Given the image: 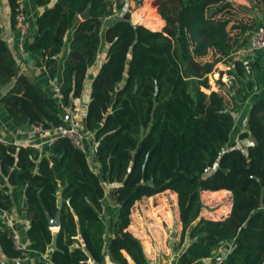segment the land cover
Wrapping results in <instances>:
<instances>
[{
	"label": "trees",
	"instance_id": "trees-1",
	"mask_svg": "<svg viewBox=\"0 0 264 264\" xmlns=\"http://www.w3.org/2000/svg\"><path fill=\"white\" fill-rule=\"evenodd\" d=\"M6 1L13 24L17 0ZM113 1L114 8L122 7V0ZM152 1L163 21L159 29L132 22L125 10L101 31L105 54L91 78L83 118L85 132L95 141L97 168L65 137L55 136L45 153L32 144L0 141V209L27 219L30 249L43 252L53 243L49 256L53 264H98L105 254L114 264H152L139 238L126 228L128 214L141 196L172 189L180 224L178 245L187 241L174 264H193L200 258H208L207 264H262L264 95L247 107L245 129L238 136L248 135L252 142L239 147L230 139L235 105L225 103L218 78L215 89L208 79L217 61L231 59L245 43L241 35L253 21L238 19L231 25L236 32L231 33L230 0ZM33 3L40 9L27 48L41 52L49 77L57 68L64 34L71 29L59 95L48 94L17 73L0 36V84L14 79L0 95V104L14 125L29 122L50 129L62 122L61 107H72V99L81 94L86 70L100 45L101 18L111 13L112 1ZM85 8L89 15L80 19ZM208 52L212 57L202 59ZM230 67L237 80L249 77L239 60L232 59ZM103 182H115L108 197L117 206L106 225L101 218ZM202 191H229L225 214L203 216ZM55 212L58 226L53 230L47 217ZM229 240L232 246L216 262L218 248ZM0 252L7 258L27 253L26 248L13 246L1 217Z\"/></svg>",
	"mask_w": 264,
	"mask_h": 264
},
{
	"label": "crops",
	"instance_id": "crops-1",
	"mask_svg": "<svg viewBox=\"0 0 264 264\" xmlns=\"http://www.w3.org/2000/svg\"><path fill=\"white\" fill-rule=\"evenodd\" d=\"M233 3V6L236 7L235 9L239 11L240 16L237 19H241L243 21H253V27L256 28L259 26H264V0H230ZM28 20V26L25 33H19L14 28L13 24L10 21L9 17V7L7 5L6 0H0V36L5 41L7 47L9 48L16 64L17 73L25 74L27 77L32 79L35 83H37L43 90H45L50 95H59L58 85L61 80V69H62V62L67 53L68 47L67 42L70 38L71 29L67 30L64 34V44L61 50L56 54L57 60V68L55 73L52 77H49L46 73V70L42 64V55L39 50L35 49H28L27 43L32 38L35 33L34 27V18L36 15L37 10L40 7L35 6L33 0H22ZM251 28V29H252ZM100 46V45H99ZM100 48V56L96 57L92 64L87 68L85 77L83 80V86L81 90V94L78 97L72 99V107L68 105H63L59 111L60 116L64 113H68L70 118L85 132L83 126V118L84 112L86 108V103L88 101L89 96V86L90 81L93 75L95 74L98 64L102 61L105 54L106 43L104 47ZM98 48V50H99ZM97 50V52H98ZM232 59H237L246 67L249 77L243 76L238 77V80L234 75L233 80L230 84L226 82V72L224 71H217V78L222 82L219 91H223L225 93L226 98L228 99L229 103L234 104L235 107L232 110L233 115V125L231 128V134H234L232 140L235 141V145L239 147H243L244 145L251 143L252 138L250 136L239 137V133L245 129V114L247 107L249 106L250 102L256 98L257 96L264 95V48L261 49H251L248 47L246 41L245 43L236 49L232 53ZM228 67V66H227ZM226 68V67H224ZM223 78V79H222ZM222 79V80H221ZM14 79L0 84V95L6 91L13 83ZM229 81V80H228ZM224 82V83H223ZM230 82V81H229ZM235 83V87L233 86ZM248 83V84H247ZM214 85V86H213ZM212 88H216L215 80L213 81ZM223 87V88H222ZM243 94V97L240 95ZM55 137V132L53 128L50 129H40L39 127H35L34 124L29 122H23L19 125H14L11 121L10 116L5 111V109L0 104V139L2 142H13L17 145H25V144H32L37 145V148L40 153L46 152V146L48 143ZM87 143L84 137V146ZM85 153V149L83 150ZM87 156V155H86ZM92 158L88 159L91 167L95 170L97 168V162L95 161V154L94 149L92 151ZM115 182H108L109 187L114 185ZM219 192V191H216ZM229 196V191H226ZM159 193V192H158ZM158 193H155L150 196H141L140 198L134 200L130 213L128 214V223L126 228L136 237L139 238L145 256L150 260L152 264H164L162 261L160 262L159 258L156 256V252L154 248L149 246L146 247V238L143 237L141 233L140 227L144 228V225L148 224V227L154 231L158 226V220L161 217L164 221L166 218V213L163 211H155L152 206L145 207L143 212L140 214L134 211L135 203L142 201L143 203H147L149 200L152 201L154 196H157ZM108 198V191H104V205L102 207V221L106 225L109 219H113L117 206L114 203H109ZM162 202L156 204L161 208ZM175 204V231L176 235L178 236L180 224L177 215V206ZM229 209V202L226 211ZM152 213L154 214L155 218H152ZM161 215H157V214ZM138 215L139 219H137V225L133 223V219L136 218ZM0 217H7L11 222L13 228L19 233L20 240L23 246L27 249V253L22 257H15V258H7L0 252V261L3 264H32L36 261L42 260L47 262L48 264H53L49 260L50 251L53 247V243H49L46 247V250L43 252H38L29 248V243L26 238L25 229L27 226V219L24 218L23 214H19L14 210H5L0 209ZM151 217V218H150ZM142 220L144 225H142ZM172 220V219H171ZM53 230L56 229L52 228ZM156 233L154 232V245L156 247H161L163 252L165 247L162 243L161 238L155 236ZM160 238V239H159ZM150 240H152L150 238ZM232 241H226L222 243L223 247L227 248L226 252L223 255V258L226 256L228 249L232 246ZM219 253V251H218ZM162 257V256H161ZM208 258H200L196 260L193 264H203L202 261ZM217 259V258H216ZM175 261V260H174ZM98 264H114V262L109 258L108 254H105L103 263ZM264 264V262L262 263Z\"/></svg>",
	"mask_w": 264,
	"mask_h": 264
},
{
	"label": "rangeland",
	"instance_id": "rangeland-1",
	"mask_svg": "<svg viewBox=\"0 0 264 264\" xmlns=\"http://www.w3.org/2000/svg\"><path fill=\"white\" fill-rule=\"evenodd\" d=\"M111 1H112L111 13H109L108 15L103 16L101 18L100 34H99L100 46L99 47H104V45H105V42L103 41V38H102V32H101L103 27L106 24L113 21L114 19L119 18L125 10H128L129 17H130V20L132 22L142 23L143 25H145L151 29H159L163 23V21L159 18L158 14L156 12V4L152 0H122V3H123L122 7H115V8L113 7L114 1L113 0H111ZM229 11L234 14V18L228 22L227 26L231 29V33H235L236 30L234 28H232L231 25H235L237 23V21H238L237 17H239L240 14H239V11H237L232 6L229 7ZM246 22H248V21H246ZM242 35H244V34H242ZM242 35H241V37H245ZM100 52L101 51L99 48V50L97 52L98 57L100 56ZM215 56H213V57H215ZM211 57H212L211 53L208 52V54H206L204 57H201V58L203 59V58H211ZM230 66H231V61L229 58L217 61L214 64L213 71H211V73H209V75H208V79H209L210 84L213 85V81L217 79V71L226 72V77H227L226 82L228 84H230L232 81L234 82V80H233L234 78L229 72L231 69ZM224 67H226V68H224ZM233 86L234 87L236 86L235 83ZM220 92L223 94V97H224V100H225V103L227 104V106H230L231 103H229L228 99L225 96V93L221 90H220ZM83 135H84L85 141L87 143V145L84 146V149L86 151L85 154L87 155L88 159H93L92 158V151H93V149H95V141L92 140L90 133L84 132ZM233 135L234 134L232 133V135H230V138H232ZM103 186H104L105 192L108 191L110 188L107 182H103ZM200 197H201L202 204H203L200 213L203 216L215 218V217H219V216L225 214L226 209L228 207V202H229V196H228L227 192H224V191H219V192L202 191ZM107 199L109 200V203H114V201L112 199H110L109 197ZM160 202H162L161 208H158L159 206H157L156 204H159ZM174 202H175V194H174L173 190L172 189H165V190L159 192L157 194V196H154L152 198V201L149 200L147 203H143L142 201L136 202L135 206H134L135 207L134 211L138 214L143 212V209H145V207H149V205H151V206L153 205L151 208H153L155 211H159V210L163 211L164 210L163 212L166 213L165 220L163 221L162 218L160 217L159 220L157 221L158 226L154 231H152V229H150L148 227V224L144 225L143 220H142V225H144L145 230L143 229V227H140L143 237L146 238V242H145L146 247L148 248L149 246L151 247V245H152V247L154 248V251L156 252L157 258H159L160 262L162 261V259H164V261H163L164 264H174V260H175L176 255L178 254L180 249L187 242L185 239L180 245H178L179 233L177 236L176 231H175L176 216H175V204H174ZM152 215L153 216H151V217L155 218L153 213H152ZM157 215H161V214L159 213ZM135 216H136V218L133 219V223L135 225H137L136 221H137V219H139V217L136 214H135ZM154 232L156 233L157 236L156 235L155 236L157 238H158V236L161 238L162 243L165 247L164 252H163L161 247H156V245H154V243H153ZM150 238L152 240H150ZM226 250H227V248L223 247V245H220V247L218 248L219 253H217V255H216V258H217L216 262H219L222 260L223 255L226 252ZM200 261H202L203 264L209 263V259H204V260H200Z\"/></svg>",
	"mask_w": 264,
	"mask_h": 264
},
{
	"label": "built area",
	"instance_id": "built-area-1",
	"mask_svg": "<svg viewBox=\"0 0 264 264\" xmlns=\"http://www.w3.org/2000/svg\"><path fill=\"white\" fill-rule=\"evenodd\" d=\"M13 26L19 33H25L28 26L27 14L22 0H17L15 12L13 14ZM246 43L251 49L264 48V26L248 29L243 32ZM35 127H38L35 125ZM40 128V127H39ZM55 136L65 137L74 146L84 150V132L70 118L68 113L62 115V122L52 127ZM42 129V128H40ZM1 141V139H0ZM37 147V145H34ZM3 224L9 229V237L12 244L17 249L25 248L20 240L19 233L13 228L7 217L1 218Z\"/></svg>",
	"mask_w": 264,
	"mask_h": 264
},
{
	"label": "water",
	"instance_id": "water-1",
	"mask_svg": "<svg viewBox=\"0 0 264 264\" xmlns=\"http://www.w3.org/2000/svg\"><path fill=\"white\" fill-rule=\"evenodd\" d=\"M89 15V10L88 8H85L84 11L80 12L78 14V17L80 19H83L84 17ZM24 204V203H23ZM56 205L57 207H59L61 205V198L60 196L57 197V201H56ZM47 223L49 225L50 228H55L58 226V213L55 212L54 215L52 217H47Z\"/></svg>",
	"mask_w": 264,
	"mask_h": 264
}]
</instances>
